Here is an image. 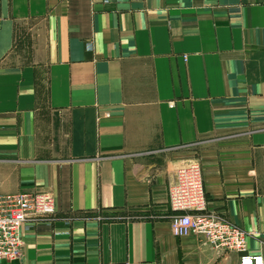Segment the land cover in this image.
Returning <instances> with one entry per match:
<instances>
[{
	"label": "crops",
	"instance_id": "1",
	"mask_svg": "<svg viewBox=\"0 0 264 264\" xmlns=\"http://www.w3.org/2000/svg\"><path fill=\"white\" fill-rule=\"evenodd\" d=\"M192 160L264 254V0H0V195L55 205L0 264H238L171 232Z\"/></svg>",
	"mask_w": 264,
	"mask_h": 264
},
{
	"label": "built area",
	"instance_id": "2",
	"mask_svg": "<svg viewBox=\"0 0 264 264\" xmlns=\"http://www.w3.org/2000/svg\"><path fill=\"white\" fill-rule=\"evenodd\" d=\"M168 205L170 229L175 237H199L203 246L238 253V264H264V254H247L246 232L208 209L198 161L192 160L175 171L168 187ZM54 213V201L48 193L0 195V261L21 258L23 224Z\"/></svg>",
	"mask_w": 264,
	"mask_h": 264
}]
</instances>
